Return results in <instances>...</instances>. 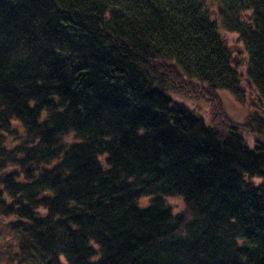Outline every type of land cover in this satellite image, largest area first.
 Instances as JSON below:
<instances>
[{"label":"trees","instance_id":"trees-1","mask_svg":"<svg viewBox=\"0 0 264 264\" xmlns=\"http://www.w3.org/2000/svg\"><path fill=\"white\" fill-rule=\"evenodd\" d=\"M223 32L264 111V0H0V264H264V116L222 109Z\"/></svg>","mask_w":264,"mask_h":264},{"label":"rangeland","instance_id":"rangeland-1","mask_svg":"<svg viewBox=\"0 0 264 264\" xmlns=\"http://www.w3.org/2000/svg\"><path fill=\"white\" fill-rule=\"evenodd\" d=\"M224 41L227 45L228 50L232 55V64L236 65L238 72L241 73L242 87L245 91V99L239 102L230 92L219 91L220 100L222 102V109L227 117L236 123H244L248 120L251 113H257L258 115L264 116V111L262 105L256 98V93L254 89L246 83L244 71L248 64V56L244 49L242 43L238 40V36L233 33H222ZM173 100L177 103L184 104L189 109L193 110L197 114L201 115L204 120L210 124L209 116V106L202 102H194L191 100L183 99L176 95H171ZM245 140L250 147L256 142H261L264 140L262 134H245ZM253 183L258 184V180H252ZM169 203L177 212L179 207V202L175 199H169ZM140 207H145L147 205V199L140 200L138 202Z\"/></svg>","mask_w":264,"mask_h":264}]
</instances>
